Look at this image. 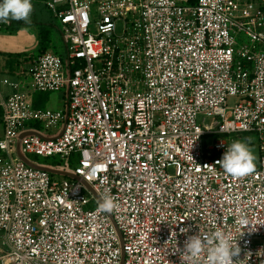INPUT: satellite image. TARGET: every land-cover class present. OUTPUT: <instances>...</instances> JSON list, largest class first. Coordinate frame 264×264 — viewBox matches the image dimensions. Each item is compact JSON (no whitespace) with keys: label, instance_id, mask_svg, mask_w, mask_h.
Listing matches in <instances>:
<instances>
[{"label":"built area","instance_id":"built-area-1","mask_svg":"<svg viewBox=\"0 0 264 264\" xmlns=\"http://www.w3.org/2000/svg\"><path fill=\"white\" fill-rule=\"evenodd\" d=\"M44 2L63 52L2 81L0 264H207L185 241L216 230L234 264H264V0ZM61 91L64 109L35 107ZM246 134L260 161L227 175Z\"/></svg>","mask_w":264,"mask_h":264},{"label":"clouds","instance_id":"clouds-1","mask_svg":"<svg viewBox=\"0 0 264 264\" xmlns=\"http://www.w3.org/2000/svg\"><path fill=\"white\" fill-rule=\"evenodd\" d=\"M32 11V0H0V23H9L11 20H23L28 23ZM222 146L225 147L223 142ZM217 162L225 174L234 177L249 175L255 170V155L245 139H237L228 144L222 158ZM116 207L114 198L106 195L101 198L98 211L111 213ZM181 231L184 232L187 229H181ZM237 241L234 243L230 235L220 230L212 234L199 232L188 236L183 254L188 260L198 262L201 253L206 251L207 264H234L233 258L241 252Z\"/></svg>","mask_w":264,"mask_h":264},{"label":"crops","instance_id":"crops-1","mask_svg":"<svg viewBox=\"0 0 264 264\" xmlns=\"http://www.w3.org/2000/svg\"><path fill=\"white\" fill-rule=\"evenodd\" d=\"M44 1L46 0H32L33 11L28 23L23 20L0 23V102L11 92L10 87L4 85L2 81L26 79L36 58L41 54L42 38L47 36L50 39L49 51L54 50L53 36L54 31L58 32V30L51 16L52 12ZM36 101L39 103L41 101V107L49 108L48 100L44 97L37 96ZM30 125L31 130L40 129L39 125H36V128L32 127V123ZM3 134V109L0 106V137Z\"/></svg>","mask_w":264,"mask_h":264},{"label":"rangeland","instance_id":"rangeland-1","mask_svg":"<svg viewBox=\"0 0 264 264\" xmlns=\"http://www.w3.org/2000/svg\"><path fill=\"white\" fill-rule=\"evenodd\" d=\"M51 16L54 20V24L55 26H57V19L54 17V15L51 13ZM59 32H57L56 30L54 31V36H53V52L56 53H60L61 51L64 50V44L62 41V38L59 36ZM37 96L39 97H44L46 100H48V107L50 109H64L66 106V101H65V93L64 92H51V93H39ZM36 96V97H37ZM236 99L234 98H230L228 100V104L229 105H234L236 103ZM31 126V125H30ZM32 127L36 128V123H32ZM235 139L237 140L238 138L235 137ZM241 139H245L249 142L250 147L252 152L255 155V165H257L260 161V148H259V142H258V136L255 134H246L243 135L241 137ZM35 159H37L39 162L41 163H48V164H62V162L60 161L59 158L56 159H43L40 157H34ZM78 164L77 160H72L71 161V168H75Z\"/></svg>","mask_w":264,"mask_h":264},{"label":"trees","instance_id":"trees-1","mask_svg":"<svg viewBox=\"0 0 264 264\" xmlns=\"http://www.w3.org/2000/svg\"><path fill=\"white\" fill-rule=\"evenodd\" d=\"M189 1L191 4H196L198 0H189ZM49 41H50V39L47 36H45V38H42L41 44H40L41 53L49 50V45H50ZM40 105H41V101H40V103L37 101L35 102V107L39 108V107H41Z\"/></svg>","mask_w":264,"mask_h":264},{"label":"water","instance_id":"water-1","mask_svg":"<svg viewBox=\"0 0 264 264\" xmlns=\"http://www.w3.org/2000/svg\"><path fill=\"white\" fill-rule=\"evenodd\" d=\"M53 171V170H52Z\"/></svg>","mask_w":264,"mask_h":264}]
</instances>
